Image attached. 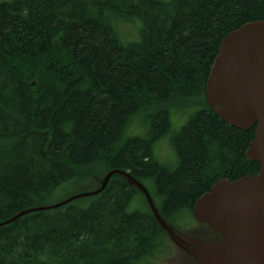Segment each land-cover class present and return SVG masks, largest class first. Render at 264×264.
Returning a JSON list of instances; mask_svg holds the SVG:
<instances>
[{"label": "trees", "instance_id": "obj_1", "mask_svg": "<svg viewBox=\"0 0 264 264\" xmlns=\"http://www.w3.org/2000/svg\"><path fill=\"white\" fill-rule=\"evenodd\" d=\"M263 19L264 0L0 2V223L122 169L177 227L211 185L255 175L245 156L255 126L223 121L205 86L221 39ZM136 22L139 39L124 43L117 25ZM185 108L174 131L172 112ZM136 119L144 135L125 138ZM166 136L174 168L154 156ZM136 196L144 208L130 209ZM166 237L115 174L98 195L0 226V264H145Z\"/></svg>", "mask_w": 264, "mask_h": 264}, {"label": "water", "instance_id": "obj_2", "mask_svg": "<svg viewBox=\"0 0 264 264\" xmlns=\"http://www.w3.org/2000/svg\"><path fill=\"white\" fill-rule=\"evenodd\" d=\"M205 99L211 110L230 126L243 131L255 126L245 156L260 166L255 175L232 181L220 179L194 202V221L218 234L217 241L183 233L164 220L148 189L122 169L107 172L97 189L71 195L52 205L22 210L0 226L32 212L52 210L79 198L98 195L117 174L144 196L171 243L194 264H264V19L242 24L221 39L207 76Z\"/></svg>", "mask_w": 264, "mask_h": 264}, {"label": "rangeland", "instance_id": "obj_3", "mask_svg": "<svg viewBox=\"0 0 264 264\" xmlns=\"http://www.w3.org/2000/svg\"><path fill=\"white\" fill-rule=\"evenodd\" d=\"M10 0H0V2H5ZM167 1V0H163ZM139 22L117 25L118 32L124 43L135 42L139 39ZM193 108L179 109L172 112L171 120L173 123V130L177 131L185 122L188 120L189 116L193 114ZM188 111V112H184ZM129 131L126 133L125 138L129 136H143L146 131V126L143 120H133L129 126ZM124 138V139H125ZM154 156L161 163L170 162V166L174 168L176 165V156L170 145L169 136L164 137L154 146ZM64 191L58 192L57 196L52 200L53 203L60 202L66 199V196L74 193H81L86 191L94 190L93 184H87L81 186H63ZM81 191V192H80ZM76 192V193H75ZM133 208H144L142 200L139 196H136L130 209ZM183 233H189L193 236H199L207 238L208 241H215L218 239L217 235L212 231L208 230L204 225L198 224L194 219L188 215L179 220L177 227H175ZM165 248L161 250L155 257L148 260L145 264H194V262L183 252H181L177 247H175L168 237L164 239Z\"/></svg>", "mask_w": 264, "mask_h": 264}, {"label": "flooded vegetation", "instance_id": "obj_4", "mask_svg": "<svg viewBox=\"0 0 264 264\" xmlns=\"http://www.w3.org/2000/svg\"><path fill=\"white\" fill-rule=\"evenodd\" d=\"M218 240V239H217Z\"/></svg>", "mask_w": 264, "mask_h": 264}]
</instances>
